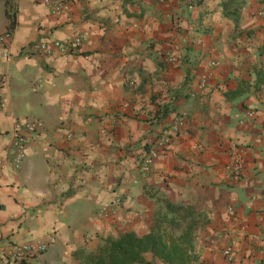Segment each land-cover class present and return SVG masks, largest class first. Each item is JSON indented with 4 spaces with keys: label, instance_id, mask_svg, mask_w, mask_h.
<instances>
[{
    "label": "crops",
    "instance_id": "0c3cea01",
    "mask_svg": "<svg viewBox=\"0 0 264 264\" xmlns=\"http://www.w3.org/2000/svg\"><path fill=\"white\" fill-rule=\"evenodd\" d=\"M61 1L53 15L0 0V249L50 236L23 264H76L106 238L148 233L168 203L200 215L191 264H264V4ZM77 35L74 54L28 49ZM176 116L184 127L142 170ZM18 120L37 131L14 169Z\"/></svg>",
    "mask_w": 264,
    "mask_h": 264
},
{
    "label": "trees",
    "instance_id": "16d2710c",
    "mask_svg": "<svg viewBox=\"0 0 264 264\" xmlns=\"http://www.w3.org/2000/svg\"><path fill=\"white\" fill-rule=\"evenodd\" d=\"M260 2L264 4V0ZM5 16L8 28L12 29V15L6 12ZM165 212L148 233L138 236L133 232H126L115 239L106 238L94 252L79 253L76 264H150L145 261V254L164 264L193 263L196 260V256L192 254L193 233L199 224L197 219L200 215L168 203L165 205Z\"/></svg>",
    "mask_w": 264,
    "mask_h": 264
},
{
    "label": "built area",
    "instance_id": "2783aa9c",
    "mask_svg": "<svg viewBox=\"0 0 264 264\" xmlns=\"http://www.w3.org/2000/svg\"><path fill=\"white\" fill-rule=\"evenodd\" d=\"M41 3L53 15L60 14L63 5L61 0H41ZM262 15V13H259ZM8 40L7 33L0 36V44L3 45ZM82 37L80 35L74 36L70 39L52 40V41H38L32 43L28 49L31 52L43 56H50L54 53L59 55L74 54L80 47ZM166 61L170 63L175 62L173 56H165ZM214 63H210V67ZM204 84V80L200 81V85ZM251 113H247L250 115ZM184 119L182 116H176L168 127V133L156 138L151 145L147 147L142 155L140 166L142 170L147 171L150 168L151 161L157 157L170 143L172 136L184 127ZM37 131V124L34 121L18 120L15 121L10 131V142L7 147V154L10 155V161L14 169H17L24 158V146L28 136H31ZM3 170V163L0 159V174ZM231 179L236 181L240 173V165L237 159L230 166ZM105 209H100L99 214H103ZM231 213V210H229ZM53 239L46 236L44 239L36 240L26 243L8 244L0 249V264H23L33 259L37 255L46 251L48 245L52 243Z\"/></svg>",
    "mask_w": 264,
    "mask_h": 264
}]
</instances>
